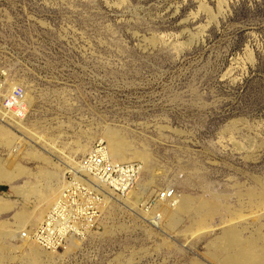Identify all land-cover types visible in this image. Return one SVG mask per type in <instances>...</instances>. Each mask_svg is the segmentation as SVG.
Returning a JSON list of instances; mask_svg holds the SVG:
<instances>
[{
  "label": "rangeland",
  "instance_id": "rangeland-1",
  "mask_svg": "<svg viewBox=\"0 0 264 264\" xmlns=\"http://www.w3.org/2000/svg\"><path fill=\"white\" fill-rule=\"evenodd\" d=\"M0 68L29 102L26 118L0 122V159L33 173L0 184V230L34 231L16 215L40 222L82 145L102 140L143 165L145 204L175 196L150 210L115 200L53 258L0 233V264H230L240 246L264 255V0H0ZM182 197L190 210L162 222Z\"/></svg>",
  "mask_w": 264,
  "mask_h": 264
},
{
  "label": "built area",
  "instance_id": "built-area-1",
  "mask_svg": "<svg viewBox=\"0 0 264 264\" xmlns=\"http://www.w3.org/2000/svg\"><path fill=\"white\" fill-rule=\"evenodd\" d=\"M15 82L8 70L0 68V114L7 119L23 120L29 113L27 90L23 84ZM79 162V166L66 169L65 187L33 235L45 249L59 250L98 228L103 220V209L127 197L142 174L140 162L112 159L105 142L95 143ZM174 197L165 189L144 207L150 210Z\"/></svg>",
  "mask_w": 264,
  "mask_h": 264
},
{
  "label": "bare ground",
  "instance_id": "bare-ground-1",
  "mask_svg": "<svg viewBox=\"0 0 264 264\" xmlns=\"http://www.w3.org/2000/svg\"><path fill=\"white\" fill-rule=\"evenodd\" d=\"M15 83H19V82L16 81ZM7 121L8 122H11V121H15L16 122L18 120L7 119L4 116H1V114H0V122L1 123H5ZM103 141H105V143L107 145V148H108L110 157L112 159H114L115 161L122 162V161H120V160H118V159H116V158L113 157V155L111 153L112 150H110L107 141L106 140H102L100 142H103ZM91 149H92V147L90 148V150ZM90 150H89V148H87L86 145H82V147H81V151H87L88 152ZM114 151L119 156H122L123 155V152L119 148H115ZM41 159H42V157H41ZM139 159L142 160L141 158H139ZM143 162H145V161H143ZM79 164H80V162H75L74 165L75 166H79ZM142 171H143V165H142ZM24 173L26 175H33L32 172H29V171L21 168L20 166H16V167L13 166V164L11 163V161H9L8 159H0V184H9L10 185L16 176H18L19 174H24ZM65 184H66V181H65ZM65 184H64V186H62V188L65 187ZM138 186H140V182L138 183ZM62 188L60 189V191L58 192V194L56 196L52 197L50 200H47V206L44 207V205H43V206H41L39 208L40 209L39 217L42 219L40 222H38L39 220L37 219V216L35 214H33V215L31 214L30 215V214H21V213H18L16 215V219L19 220V222L21 221L24 224H27V223L34 224L35 225L34 231L30 230V231H27L25 233V230H24L25 228H24V225H23L20 228V230H15V231H13V230H8V231L0 230V233H5L6 232L8 234H15V233L20 234L24 238V240L27 242V244L29 245V248H30L31 252H32V254L34 255V257L36 259L39 258L43 254H46V255H48L51 258L53 256V254H55L56 252L58 253L57 250H48V249H45V248L41 247L36 242V240L34 239V236L33 235H34L37 227L40 226V224L43 221V218L45 217V215L48 213V211L52 207L53 203L59 197ZM12 189H15L16 191H18L15 187H12ZM132 196H134L135 198L138 197V194H137V191H136V186L130 191V193L127 195V197H124V198L118 199V200H125V202H128V201L131 200V197ZM177 197H179V196H177ZM262 201H264V200H262ZM141 203H144V201H143L142 198H139V199H137L134 202V204H136V205H140ZM141 205H143V204H141ZM174 206H175L174 209H171V207L170 208H167L164 215H163V212H161V214H159L161 216L160 219H161L162 222L164 221V217H165V219L166 218L172 219L173 216L175 215V213L173 211L175 209H176V211L178 213H186V212H188L190 210V205H189V202H188V198L187 197L180 198L179 201H177V203ZM104 210H105V208L103 209V211ZM151 221H153V223H155V224H158L159 223L156 220L155 217L154 218L152 217ZM227 239H229V242L232 245H237L238 244V240H237L236 234L234 233L233 230H229V232L227 234ZM78 241L79 240H73L72 242H70L68 244H65L63 247L71 246L73 243L78 242ZM236 256H234V255H231L230 256L229 255V256L226 257V260L230 264H264V255H261L259 252L254 251V250H251V249H248V248L243 247V246H240L239 253Z\"/></svg>",
  "mask_w": 264,
  "mask_h": 264
},
{
  "label": "trees",
  "instance_id": "trees-1",
  "mask_svg": "<svg viewBox=\"0 0 264 264\" xmlns=\"http://www.w3.org/2000/svg\"><path fill=\"white\" fill-rule=\"evenodd\" d=\"M5 189V187L4 186H0V190H4Z\"/></svg>",
  "mask_w": 264,
  "mask_h": 264
}]
</instances>
